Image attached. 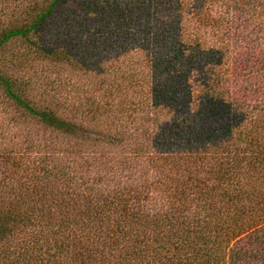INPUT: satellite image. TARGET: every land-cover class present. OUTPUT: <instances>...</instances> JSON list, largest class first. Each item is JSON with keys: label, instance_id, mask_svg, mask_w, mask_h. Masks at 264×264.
<instances>
[{"label": "trees", "instance_id": "obj_1", "mask_svg": "<svg viewBox=\"0 0 264 264\" xmlns=\"http://www.w3.org/2000/svg\"><path fill=\"white\" fill-rule=\"evenodd\" d=\"M0 264H264V0H0Z\"/></svg>", "mask_w": 264, "mask_h": 264}]
</instances>
